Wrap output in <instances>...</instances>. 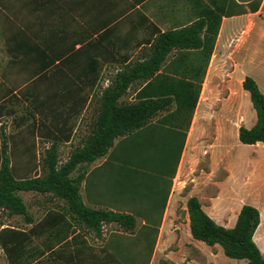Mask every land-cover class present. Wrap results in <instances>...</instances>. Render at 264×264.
I'll return each mask as SVG.
<instances>
[{
  "label": "crops",
  "instance_id": "0c3cea01",
  "mask_svg": "<svg viewBox=\"0 0 264 264\" xmlns=\"http://www.w3.org/2000/svg\"><path fill=\"white\" fill-rule=\"evenodd\" d=\"M233 1L226 2L232 16L221 17L190 118L176 113L173 100L162 103L143 126L115 137L104 156L80 164L71 175L81 177L78 194L85 207L130 215L134 228L107 222L95 232L65 201L22 192L47 198L30 209L22 200L27 219L0 209V264H122L119 259L131 256L129 242L138 250L144 246L150 263L212 248L220 253V246L205 247L191 236V198L224 228L235 225L243 205L257 209L260 222L252 240L264 256L259 245H264L263 143L250 145L263 153L246 160L252 171L243 188H231L230 130L237 134L240 126L256 123L241 84L247 76V13L258 10L249 12L248 0ZM206 6L209 0H0V146L22 144L24 115H30L34 143L81 146L103 110L105 94L117 76L128 78L133 68L132 81L117 99L120 106L173 99L168 91L183 82L196 87L205 63L196 55L200 49L173 48L149 78L139 65L153 56L160 34L191 25ZM237 34L232 51L239 50L238 58L225 57L222 45L229 46ZM251 78L264 95V82ZM128 124L125 120L122 127ZM8 216L13 224H5Z\"/></svg>",
  "mask_w": 264,
  "mask_h": 264
},
{
  "label": "trees",
  "instance_id": "16d2710c",
  "mask_svg": "<svg viewBox=\"0 0 264 264\" xmlns=\"http://www.w3.org/2000/svg\"><path fill=\"white\" fill-rule=\"evenodd\" d=\"M226 2L227 0H209L210 6H206L201 17L191 25L178 31L160 34L155 42L153 56L139 65L142 70L146 71L145 76L149 78L158 72L166 55L173 48L179 50L200 49L196 55L204 57L205 63L199 74L197 88L192 83L183 82L184 86L174 85L173 89L168 91L169 94H173V99H159L158 97L155 101L120 106L117 99L132 81L133 71H137V68L130 70L128 78H125V74H120L117 76V84L105 94L103 110L97 117L91 135L81 146L71 151L64 163L58 161L57 145L55 143L50 145L42 162V166L46 169L42 176L16 179L5 154L6 146H3L4 154L0 161V209L5 210L8 215H23L27 219L26 207L18 193L51 194L54 198L65 201L69 212L95 232L99 230L101 223L107 222H115L125 230H132L135 224L134 218L130 215L91 210L85 207L78 194L81 177L73 178L71 175L80 164L89 165L104 156L115 137L130 133L143 126L148 118L162 106V103L173 100L176 103V113L187 112L190 118L195 107L205 67L212 53L221 17L232 16V5L226 7ZM258 5L259 2L257 1L248 0L249 12H255ZM194 69L195 66H192L187 72H193ZM156 79H160V77H156ZM241 86L249 94L256 123L249 129L240 126L237 132L238 141L245 145H253L258 142L264 144V95L250 76L244 77ZM125 120L129 122L127 128L122 127ZM187 211L190 234L194 239L209 247L219 245L227 258L245 260L247 264H264V257L252 240L260 222L257 209L243 205L232 228H224L215 224L201 210L196 198L187 201Z\"/></svg>",
  "mask_w": 264,
  "mask_h": 264
},
{
  "label": "rangeland",
  "instance_id": "374dc122",
  "mask_svg": "<svg viewBox=\"0 0 264 264\" xmlns=\"http://www.w3.org/2000/svg\"><path fill=\"white\" fill-rule=\"evenodd\" d=\"M260 2L259 8L256 13L248 14L247 19V40L246 44L243 45V53L245 52L246 57V72L247 76L255 77L258 79V82H264V0H253V2ZM225 27V26H224ZM223 27V30L225 28ZM239 32V30H238ZM238 34L236 37L230 41L229 46L225 44L222 47L227 50V57L231 54L232 57L238 58L239 52L238 49L234 51V41H236ZM225 45V46H224ZM230 48V49H229ZM231 50V51H230ZM233 50V51H232ZM242 56V54H241ZM236 58L234 60H236ZM226 66V65H225ZM228 68V67H226ZM225 68V69H226ZM242 103L244 104L245 111L247 115H250V108L248 106L247 98L244 95H241ZM249 100V99H248ZM250 102V100H249ZM238 100L236 101L235 107H237ZM251 104V103H250ZM27 117V126H25V130H23V135L25 138L19 145H6V154L10 162V167L13 173V176L16 179L20 178H31L42 176L45 173V168L42 166L43 159L46 156V150L50 147L47 141L39 142V144L34 143V139L31 133V121L30 115ZM234 115L232 114V119ZM235 122V121H234ZM233 122V123H234ZM26 125V124H25ZM24 126V125H23ZM236 127V125H235ZM234 127L231 128L229 134V157L231 161L232 170L234 172V178L231 181V188L233 191H240L243 188V181L245 179V175L252 171L251 166L248 165L247 159L251 156H254V153H263V151L259 149H253L250 145L241 144L238 141L237 134L235 133ZM91 129H88L87 133H90ZM13 142H17V140H12ZM227 141V139H226ZM78 145V142L72 144L70 146H57V158L59 163H64L71 151L74 150ZM260 146L259 148H262ZM2 160V146H0V161ZM262 173L264 171V167L261 169ZM260 175V174H259ZM255 178V177H254ZM18 195L26 204L27 208L30 209L31 205L37 201L46 200L47 196H40L38 194H28L19 192ZM3 215H7V212H2ZM5 224H13L14 222L7 217L4 220ZM205 247H209L206 244L202 243ZM137 243L132 244L128 243L129 248L131 249L128 254L131 256L129 258L119 259L122 264H247L245 260H235L230 259L224 256L222 249L220 247V253L218 250L209 249L202 250L201 253L193 256H186L184 254H179L178 257L174 258H166L159 257L155 258L152 263H150V259L148 257L147 249L142 246V250H138L136 247ZM262 250H264V245L259 243ZM219 246V245H218ZM214 247V246H212ZM133 251V252H132ZM264 257V256H263Z\"/></svg>",
  "mask_w": 264,
  "mask_h": 264
}]
</instances>
